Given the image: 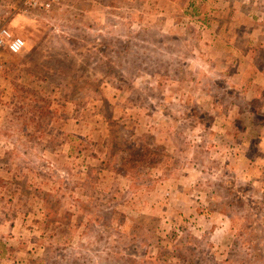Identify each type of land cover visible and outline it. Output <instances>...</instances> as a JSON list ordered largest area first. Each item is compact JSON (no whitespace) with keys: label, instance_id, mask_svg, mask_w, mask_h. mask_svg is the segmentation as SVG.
<instances>
[{"label":"rangeland","instance_id":"1","mask_svg":"<svg viewBox=\"0 0 264 264\" xmlns=\"http://www.w3.org/2000/svg\"><path fill=\"white\" fill-rule=\"evenodd\" d=\"M24 1L0 0V31L24 44L0 46V264H264V186L222 164L257 176L264 113L237 121L243 99L195 61L210 37L244 49L264 0Z\"/></svg>","mask_w":264,"mask_h":264},{"label":"crops","instance_id":"2","mask_svg":"<svg viewBox=\"0 0 264 264\" xmlns=\"http://www.w3.org/2000/svg\"><path fill=\"white\" fill-rule=\"evenodd\" d=\"M237 25H240V24H237ZM225 29H227V25H225ZM233 29L237 31V28H233ZM220 30H221V26L215 29V33L218 34ZM238 34L240 33L238 32ZM254 36H255L254 37L255 40H253L254 39L253 35H251L249 39H244L245 44H246L244 49L239 48V44H238L239 41H237V39L239 38L237 37V35L229 37V40L227 42H222L224 46H217L216 43H219V42L217 41L213 42L212 40L214 38L210 37L209 39L211 40L207 39L205 43L201 44L202 48L199 47L198 49V51L200 52L197 54L196 58L194 57L195 61L201 64H205L206 66L207 65L209 66L207 71L209 72V76H212V79H207V81L210 80V82L214 83L215 79H221L225 87H220L218 89H216L215 87L212 88L213 90H215V92L218 95L225 94V96H227V95L235 94V96H238V98L243 99V105H242L243 108L237 105H232V106H235L233 109H235L236 111L241 110L242 111L241 114L248 115V118L244 119V118H240V114L237 113V115L239 114L238 115L239 118L237 121H242L243 119V122H245L248 119H250V121H247V122H249L251 127L255 126L256 124V122L254 121L255 114L259 112L262 114L264 113V102L260 105V107H258V109H253L252 107L249 106L250 102H252L254 99H258L261 95H263V98H264V67H261V66H264V25H262L261 32L259 34H254ZM238 49H240L242 53L241 55L240 54L238 55L237 53ZM201 50H203L204 52L203 55L201 53ZM240 51L238 52L240 53ZM258 52H260L259 55H257ZM199 67L202 68L201 66ZM212 71H215V72L213 73ZM187 83L188 82H186L185 87H193L194 94L203 96V94L205 93L204 89L207 88L205 84L203 83L200 84L198 79L193 80V81L192 79H190L189 83L188 84ZM181 89H182V86H181ZM208 89H210L209 86H208ZM172 96H173L172 99L174 100V98L178 96V92H174ZM196 100H197V103L200 104L202 98L196 97ZM213 102L216 104L212 105V107L208 110H211V109L216 110L219 107L220 104L218 103L217 100H214ZM235 102L237 103V100ZM226 124L229 125L227 122ZM244 125L246 126V122ZM214 126L215 124L213 123V124H210L208 127H214ZM229 126H235V122L233 121V123L230 124ZM260 126H262L260 127V132L256 133L257 135H259V137H255L256 139H258L257 140L258 143L256 146V149H257L256 153H260L259 155H257V158H259V162H256L255 159L252 161L248 160V162L254 163L253 167H255L256 169L255 173H257V176L250 173V171L252 170L250 166H245V168L243 170H239V172L235 171L234 164H236L237 159L235 158L236 155L234 156L231 152H228L226 156H223L222 160H224V162H222V164L225 165L226 168L229 170V174L235 177V179H237L238 181H243V183H246L252 180L253 183L251 184V188L254 189L258 187L259 190H262L261 187L264 186V122H262ZM261 128H263V130ZM244 131L246 133L247 129ZM158 132L159 130L156 131L155 134L156 136L160 137V135H158L159 134ZM215 138L216 137L214 136L213 137L214 141H215ZM217 138H223V137L218 135ZM204 140L206 141V143H209L211 141L210 138L208 137L207 139H204ZM228 140H229V137H227V141ZM220 141L221 140H219V142ZM250 142H251V139L249 143ZM196 144L198 145L200 144V142H196ZM227 149H229L230 151L232 148L228 147ZM179 154H182V153H179ZM182 155L186 156L185 154H182ZM245 158H246V155L243 156L244 161H245ZM205 159H210V157L205 158ZM199 166L200 167L202 166L201 163H199ZM246 178L248 181L246 180ZM186 183L189 185L197 184L198 192L194 196L193 201H198L197 203H200V205H213L214 203L213 200H215L218 197L217 192L219 190L216 189V187L215 188L212 187V192H209V195H208L209 197L206 200V198H202L203 196L202 191L205 190V188L203 189V186L200 183H198L196 179L188 181ZM176 191L182 192L183 195L181 196H185V194H187L185 192V188L183 187L179 188L177 186ZM192 196L193 195H191V197ZM262 197H264V195L262 194V191H260V200L263 201L264 199ZM227 221L229 222L228 219Z\"/></svg>","mask_w":264,"mask_h":264},{"label":"built area","instance_id":"3","mask_svg":"<svg viewBox=\"0 0 264 264\" xmlns=\"http://www.w3.org/2000/svg\"><path fill=\"white\" fill-rule=\"evenodd\" d=\"M62 0H25L23 3L28 8L38 9L42 12L49 13L52 9L58 7ZM0 46H5L11 54H17L21 51L23 43L19 38H9V34L5 30L0 31ZM0 35V36H1ZM9 38L5 41V37Z\"/></svg>","mask_w":264,"mask_h":264}]
</instances>
